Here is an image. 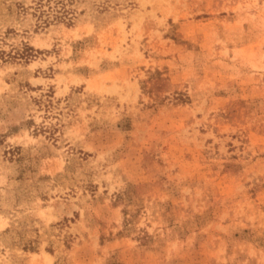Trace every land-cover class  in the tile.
<instances>
[{
	"label": "rangeland",
	"instance_id": "1",
	"mask_svg": "<svg viewBox=\"0 0 264 264\" xmlns=\"http://www.w3.org/2000/svg\"><path fill=\"white\" fill-rule=\"evenodd\" d=\"M0 264H264V0H0Z\"/></svg>",
	"mask_w": 264,
	"mask_h": 264
}]
</instances>
